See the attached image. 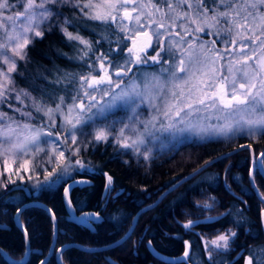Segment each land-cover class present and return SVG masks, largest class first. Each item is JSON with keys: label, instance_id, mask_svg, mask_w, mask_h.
Wrapping results in <instances>:
<instances>
[{"label": "snow or ice", "instance_id": "obj_1", "mask_svg": "<svg viewBox=\"0 0 264 264\" xmlns=\"http://www.w3.org/2000/svg\"><path fill=\"white\" fill-rule=\"evenodd\" d=\"M21 3L23 10L17 11L15 16H5L0 11V17H3L0 20V103L15 91L10 87L13 84L11 74L17 71L18 60L26 58V49L35 37H43L41 26L60 14L50 6L71 4L79 8L88 20L115 25L119 32L125 34L118 37L117 54L124 51L121 47L124 45L127 55L122 64L113 63L108 52L97 55L95 61L89 62V71L80 74L71 104H66L65 96L59 97L54 108L34 101L36 110L48 117L47 130L28 122L20 124L0 111V156L27 155L30 152L38 156L46 151L44 144H52V153L55 154L57 147L51 139L54 135L51 129L57 127V114L63 131L67 133L62 142L70 139L72 144H77L78 134H85L84 130L90 126L95 129L96 142H107L118 123L122 126L116 133V142L124 149L142 154L145 160L149 159L151 149L141 152V146L146 144V136L154 142L160 139L154 132L168 133L171 141H179L185 136L205 139L232 138L240 133L253 137L264 134V0H21ZM209 3L214 7L209 8ZM13 8L16 5L10 4L9 0H0V10ZM70 23L72 21L65 19V25ZM177 28L179 31H175ZM206 30L207 34L217 37L211 42L213 45L222 37H228L223 39L225 47L217 49L204 42L185 41L181 35ZM61 31L68 41H77L83 46L78 57L80 60L88 57L89 53L95 54L92 42L81 36L79 31L74 34L63 25ZM173 36L180 38L172 39ZM161 37L167 38L161 40ZM128 40L131 41L130 46L126 43ZM156 45H159V51L149 57L148 49ZM165 51L171 63L161 71L168 73L167 78L145 73L124 85L123 78L132 71L130 65L146 64L149 59L153 63H163L162 53ZM73 77L74 74H68L69 79ZM21 93L31 98L30 93L21 89L15 97L17 101L23 103ZM145 104L150 109V116L142 120L138 111ZM118 110L131 113L127 121L109 120ZM14 111L21 112L28 120L32 118L29 112ZM213 116L218 123L205 122ZM140 124L143 125L142 131L137 127ZM55 135L56 140H60L59 133ZM79 150L77 147L76 152ZM56 160L62 163L50 171L45 169L46 174L42 181L37 180L36 187L56 186L73 166L63 151H59ZM28 163L25 160L21 165L25 171L30 170ZM48 163H53L52 156H49ZM75 164L86 167L79 159ZM8 171L5 159V172ZM16 171L19 174L20 170ZM258 171H264V153L260 159H254L250 177ZM111 179L109 176V184ZM9 183L15 181L9 180ZM7 187V184H0V188ZM68 191L64 189L66 198ZM68 206L71 207L70 200ZM204 207L211 208V205L206 203ZM88 215L91 214L86 213L85 217ZM52 220H56L55 214ZM192 224L193 221H188L184 227L189 228ZM24 235L27 240V229ZM236 235L235 232L220 234L211 241V245L215 249L227 250L230 240ZM205 249L211 259L212 252L207 244ZM5 256L0 251V258ZM189 258V245L185 242L183 256L177 261ZM10 264H24V261H11ZM41 264L45 262L41 261ZM246 264H252V260L248 259ZM257 264H264V258L258 259Z\"/></svg>", "mask_w": 264, "mask_h": 264}, {"label": "trees", "instance_id": "obj_2", "mask_svg": "<svg viewBox=\"0 0 264 264\" xmlns=\"http://www.w3.org/2000/svg\"><path fill=\"white\" fill-rule=\"evenodd\" d=\"M208 7L212 8L214 5L209 3ZM56 10L60 14L57 18H52L51 30L49 28L44 30L43 37L36 38L27 47L26 58L18 61L17 71L11 74L13 84L10 86L15 89L11 94H17L21 89L30 93L31 98L23 96L22 93L21 95L25 101V109L31 113L37 111L34 101L54 108L59 102V97L65 96L66 104H71L72 97L76 95L80 74L89 71V62L95 61L96 56L100 53L108 52L109 59L113 63L119 64L124 62L127 55L124 45H121L124 51L117 54L118 37L122 38L124 34L119 32L115 25H103L97 21L88 20L85 16L77 14L70 5L62 6ZM65 19L72 21V23L64 25V27H67L68 31L74 34L79 31L81 36L90 40L94 45L93 52L95 54L89 53V56L83 60L78 58L83 46L77 41H68L64 36L60 26L63 25ZM105 35L107 39L104 38ZM126 43L128 45V41ZM68 74H74V77L69 79ZM3 106L5 109V105L2 104L1 110ZM242 144H249L253 149L254 156L257 157L264 149V134L254 140L241 139L223 146L213 142L202 146H182L170 159L153 167L149 180H143L139 173L130 170V168H125L123 162L113 158L114 155L109 154L106 150H95L85 160L82 158L86 165L96 170L95 175L92 173H71L64 181L52 188L31 191L29 199L22 191L11 192L7 187L0 192V224L7 226L0 229V250L4 251L10 261H19L24 258L27 245L29 252L24 264H39L49 252L54 233L53 222L47 210L39 205H29L19 212L18 222L23 231L27 229L29 233L27 240L24 232L14 223L15 212L31 200L40 202L51 209V213L55 214L56 217L53 252L45 264H57L55 253L58 248L65 244L73 245L62 249L59 253L61 264H164L150 254L147 249L148 240H151L156 251L173 256L182 252L183 238L184 240L188 239L192 251L196 252L198 249L199 254H201V245H199L196 236L191 232H187L188 235H185L181 227L177 223L175 224L174 218L184 221L187 218L186 214L188 216V212L194 210L193 201L209 192V194L218 196L219 200L221 199V205L215 206L218 212L234 208L230 214L223 215L213 223L197 226L202 233L210 230L221 231L224 228H234L237 233L233 242L235 248L231 249L229 253L222 254L223 263L231 261L235 257V262L231 264H246L248 259H253L252 252H256L260 248L263 250L261 258H264V249H262L264 241L258 223L259 212L263 204L258 200L249 184L248 175L251 160L247 150L240 151L228 158H222L212 164L211 169H209L210 172L218 174L217 179L216 177L212 178V181L216 179L215 184L198 189L193 188L192 192H186V196L180 203L174 202L172 206L174 210H172V207L167 203L172 199L170 197L180 191L184 184L177 187L165 197L156 209L141 215L142 224L140 228H135V232L119 246L96 252H86L79 248L103 247L119 240L128 228L131 215L139 206L155 200L156 196L166 187L194 171L203 163ZM104 173L112 178V185L114 186L109 195L120 191V188H123V192H120L113 203L108 201L106 207L111 205L112 208L104 209L103 221L94 226L93 232L68 220L62 204V188L64 182L69 179H86L89 184L77 187L71 192L72 206L77 213L100 210L108 194L105 193V198H102L105 186ZM236 176H238L237 179H235ZM169 177H173V180L165 185V179H169ZM253 181L260 196L264 198V177L258 172L254 175ZM225 183L229 185L233 194L226 192L223 187ZM140 184L147 187L143 193L137 192V187ZM116 186L119 189H115L118 188ZM237 197H241V201ZM108 209L119 210L124 218L117 223L112 222L108 218V214L111 212ZM238 211H241V217L238 219L232 217L236 216ZM144 227H146L145 235L142 233ZM164 231L177 233V236L166 237ZM182 233L184 234L182 235ZM140 235L142 238H139ZM186 236H192V238ZM204 262L207 264L206 261ZM0 264H10V262L5 258H0ZM252 264H257V261Z\"/></svg>", "mask_w": 264, "mask_h": 264}, {"label": "rangeland", "instance_id": "obj_3", "mask_svg": "<svg viewBox=\"0 0 264 264\" xmlns=\"http://www.w3.org/2000/svg\"><path fill=\"white\" fill-rule=\"evenodd\" d=\"M9 3L16 5V8L8 9V10H0V11L4 12L5 16H7V15L15 16L17 11L23 10L21 0H9ZM65 5L66 6L70 5L71 7H73L71 4H65ZM65 5H63V6H65ZM50 7H54V9H59L62 6H50ZM73 10L77 14L82 15L79 8L73 7ZM85 11H87V9H85ZM57 17L58 16H53L52 18L55 19ZM2 19H3V17H0V20H2ZM51 23H52V21L43 24L41 26L43 31L48 29L50 27ZM177 23H180V22L178 21ZM64 25L65 24L63 21V26ZM192 27L195 28L196 25H192ZM175 31H179V29L177 28ZM207 31L208 30H206V32H202V33L193 32L191 35H185L184 33H181V35H184L185 41L194 40L197 43L204 42L207 44L208 47H215L217 49H223L225 47V45L223 44V39H227L228 37H224L218 43L213 45L211 42L213 40H216L217 37L215 36V34H211V35L207 34ZM197 37H199V40L196 39ZM36 38H39V37H35L33 39V41ZM166 38L167 37H161V40H165ZM179 38H180L179 36H173L172 37V39H176V40H178ZM130 45H131V41L128 40V46H130ZM184 47H187V45L185 44ZM157 51H159V45H156L155 48H149L147 54L149 57L154 56V55H156ZM162 60L164 61L163 63H153L149 59L148 63H146V64L130 65V67L132 68V71L129 73V75L127 77L123 78L124 85L126 86L133 79H139L145 73L157 74V75L162 76V78H167L168 73L162 72L161 69L162 68H168L169 64L171 63L168 52L165 51L164 53H162ZM18 61H20V60H18ZM16 95L17 94L12 95L10 92L8 94L9 98L7 100H5L3 103H0V111L6 113L9 117H11L15 121H18L20 124L28 122V123L36 126V127H45V129L47 130L46 122L48 120V117H46L43 114V112L36 111V112L31 113L28 109H25V107H24L25 101L23 99V96L21 95L22 96L21 99L23 100V103H21L20 101H17L15 99ZM2 104L5 105V109L7 111L4 109V106H3V109L1 110ZM14 109H21L23 112L31 113V116H32L31 120H28V118L23 116L21 114V112L14 111ZM129 115H131L130 112L118 110L115 112V114L113 116L109 117V120L110 121H117V120L123 119L124 121H127ZM138 115H139V118L142 120H147L149 118L150 109L148 108V106L146 104L141 106V108L138 111ZM133 122H135V121H133ZM205 122L211 123V124L218 123V121L214 118V116L211 120H207ZM56 123H57V127L51 129L54 133V135L51 139L53 141H55V146L57 147V152L55 154L52 153V147H53L52 144H44L43 146L45 147L46 151L43 153H40L38 156L34 152H30L27 155L19 154L16 156L8 155L7 157L0 156V184H7L9 189H11L10 190L11 192L12 191H21V190L12 189L16 185H23L24 187H26L28 189V191L30 193H31V191L40 190L41 188L36 187L35 185H36L38 179L41 181L43 180L44 175L46 174L45 169L50 171L52 169V167H55V166H57V164L62 163L61 161L56 160V156H58L59 151H63L65 153V156L69 157L71 159V163L73 165L70 168V170L66 174H64L62 181H64L71 173H78V174H91L92 173L93 175H95L97 173L96 170L90 168L88 165L85 164V161H83L86 158H88V156H90L95 150H106L109 154L114 155L113 158L115 157L116 159L123 162L125 164V168H130V170L139 173L142 176L143 180H149L153 167L167 161L168 159H170L178 151V149L182 146H186V145L202 146V145L210 143V142L217 143V145L223 146V145H226L228 143H230V144L235 143L241 139L254 140L255 138H258L261 135V134H259V135H256L255 137H253V136L248 135L247 133H240V134L235 135L232 138L212 137V138H205V139H199L197 137L188 138L187 136H185V137H182L179 141H171V138L169 137L168 133L154 132V135L157 137H160V139L158 141L154 142L151 139V137L146 136L145 137L146 144L141 146V152H145V151H148L149 149H151L149 159L145 160L144 156L142 154L137 155L132 149H124L116 142L115 136H116V133L118 132L119 128L122 126L121 124L117 123L114 125L113 135L109 136V139L107 142H104V141L96 142L94 139L95 129L91 126L87 127L84 130L85 134H83V135L78 134L77 144L74 145V144H72L70 139H68L66 142H62L65 140L67 133H65L63 131V128L61 125V118H59L58 114H57ZM137 127L141 131L143 130L142 124L137 125ZM157 127H159V125H157ZM56 133H59L60 140H56V135H55ZM77 147H79V149H80L78 153L76 152ZM49 156H52V159H53L52 164L48 163ZM228 157H230V156L223 157V159L228 158ZM82 158H83V160H82ZM5 159H7L8 167L10 169V171H8V172H5ZM77 159L81 160L85 164L86 167L81 168L78 165H76L75 161ZM221 159H219V160H221ZM25 160H27L29 162L28 163V168L30 169L29 171H25L21 167V165L24 164ZM214 163H212V164H214ZM211 165H209L206 168H203L202 170L197 172L194 176H192L190 179H188L184 183H182L184 185L182 186L180 191L176 192L174 196L170 197L172 199L167 203V205L172 207L174 205L175 201L180 203L184 199V196H186L185 193L186 192H192L193 188L198 189V188H203L206 185H210V184L214 185L216 182V179L218 177L217 176L218 174L210 172L209 169H211L210 168ZM17 169L20 170L19 174H17V171H16ZM105 174H107V173H105ZM21 177L23 179H21ZM29 177H31V179H29ZM214 177H216V179H214V181H212V178H214ZM237 178H238V176L235 177V179H237ZM9 180L15 181V183H9ZM165 180H166L165 181V185H166L167 183H169L173 180V177H169V179L167 178ZM111 181H112V179H111ZM108 183H105V186H104L103 192H102V198H105V193H110L114 189V186L110 187ZM64 184H65V182H64ZM182 184H180V185H182ZM116 187H118V186H116ZM223 187L226 190V192H228L229 194H233L229 185H227L225 183ZM4 189L5 188H0V192ZM115 189H119V187L115 188ZM146 189H147V187L145 185L140 184L137 187V192L143 193V192H145ZM183 191H184L185 195L183 194ZM120 192H123V188H120V191H118V194ZM171 192H169L168 194H170ZM126 193L129 194V192H126ZM159 194H158V196H159ZM168 194H166L158 202H156V200L158 198V196H156L155 200L150 201L146 205L139 206L137 208L138 210L140 208L147 207V206H150V208L144 212H141L138 215H136V213L138 211L135 210L136 213L134 212V214L131 215V219L129 220V223H128V228L126 229L123 236L126 235L128 233V231L130 230V234H129V237H130V235L133 232H135L134 231L135 228H140V226L142 224V221L140 218L141 215L150 211V210L153 211L154 209H156V207H158V205L165 199V197ZM115 198H117V194H114V193H112V195L107 194L105 201L103 202V206L101 207V209L99 211V212L102 211V213H101L102 215L105 214L104 213L105 208L106 209L112 208L111 205H109V207H106L108 204V201L110 200L111 203H113ZM234 198H236V197H234ZM188 199L190 200L189 197H188ZM240 199H241V197H239L238 200H240ZM220 201H221V199L219 200L218 196L209 194V192H207L201 198L193 201L192 204H193L194 210L192 209V212H188V216L186 214L187 218H185L184 221H179L178 219L174 218L175 224L177 223L181 227V229L183 230L185 235H188V234H186L187 232H191V234L193 233L196 236V239L199 241V245H201V254H199L198 249H196V252H193L192 247L189 243V240L188 239L184 240V238H183V240H182L183 250L180 254H178V255L175 254L173 256L172 255H165V254L164 255L168 256V257H173V258L181 257L185 251V242H188L190 258L187 260H183V261L181 260L179 262H175L172 264H194L195 261H196L195 264H205L204 261H206L207 264H221L224 261L222 254L229 253V251H231V249L235 248L233 245V242H234L236 236L230 240L229 248L227 250L215 249L211 245V241L214 240L220 234H229L231 232L236 233L234 228H224L221 231H214V230L208 231L207 230L208 232H203V233L201 232V230L199 228H197V226H199L201 224L213 223L217 219L221 218L223 215L230 214L232 211H234V208H231L230 210L218 212L216 210V207L218 206V204L221 205ZM134 202H135V200L133 201V204H134ZM206 203L211 205V208H205L204 205ZM135 207H137V206L135 205ZM108 210L111 211L108 214V218H110L112 222L117 223L124 218L119 210H113V211L110 209H108ZM172 210H174V207H172ZM95 211H97V210H91V212H95ZM232 217H236V219H238L239 217H241V211H238L236 213V216L234 215ZM139 218H140V220H139V223L137 225ZM188 221H193V224L189 228H185L184 225L186 223H188ZM239 223H241V221H239ZM96 224H99V223L98 222H95V224L91 223V225L93 227L92 228L93 232H94V226ZM145 231H146V227H144V230L142 231V233L144 235H145ZM184 233H182V235ZM175 235L177 236V233L176 234L175 233H168V232L164 231V236H166V237H168V236L169 237L170 236L175 237ZM186 237L192 238V236H186ZM139 238H142V235H140ZM178 238H180L179 235H178ZM150 241L151 240L147 241V249H149L148 248L149 246H151L152 248L154 247V246H152V242H151V244L149 243ZM206 244L208 245V249H210L212 252V258L211 259H209L208 251H206V249H205ZM262 249H264V246H262ZM154 250H156L155 247H154ZM262 252H263V250H261V248L259 250H256V252L255 251L252 252V256H253L252 263L261 258ZM159 253H161V252H159ZM161 254H163V253H161ZM202 260H203V262H202ZM235 260H236V258L234 257L231 261L224 262L223 264H231L232 262H235ZM169 264H171V263H169Z\"/></svg>", "mask_w": 264, "mask_h": 264}, {"label": "water", "instance_id": "obj_4", "mask_svg": "<svg viewBox=\"0 0 264 264\" xmlns=\"http://www.w3.org/2000/svg\"><path fill=\"white\" fill-rule=\"evenodd\" d=\"M247 150L249 152V156H250V160H251V163H250V168H249V173L251 171L254 170V159H260L261 158V153H264V149L258 154L257 157L254 156V153H253V149L252 147L249 145V144H242V145H239L235 148H233L232 150L230 151H227L221 155H218L217 157L215 158H212L211 160L205 162L203 165H201L200 167H198L197 169H195L194 171L190 172L189 174H187L186 176L184 175L183 177H181L180 179H178L176 182H174L173 184H171L170 186H168L167 188H165L158 196L156 202L160 201L166 194H168L169 192L173 191L175 188H177L180 184L184 183L186 180L190 179L192 176H194L197 172H199L200 170H202L203 168H206L208 167L209 165H211L212 163L218 161L219 159L223 158V157H227V156H232L240 151H245ZM260 172V174L264 177V171H258ZM104 176H105V180L106 182L108 181V176L107 174L104 173ZM248 180H249V184H250V187L252 188L254 194L256 195V197L258 198V200L264 205V199L260 196L255 184H254V181H253V177H250V175H248ZM89 184V182H87L86 179L84 178H73V179H70L68 180L67 182H65V184L63 185V188H62V194H61V197H62V204L64 206V209L66 211V214H67V217H68V220L76 225H81L91 231L92 230V225L91 223H88L87 221H95V222H101L102 221V217L98 214V213H93L91 211H83L79 214H76V211L74 210V207L72 206V203H71V207L68 206V200H70V196H71V192L77 188V187H80V186H83V185H87ZM67 188L69 191H68V197L66 198L65 195H64V189ZM12 189H15V190H21L23 193H25V195L29 198L30 197V192L28 191V189L26 187H24L23 185H16L15 187H13ZM11 190V189H9ZM71 201V200H70ZM29 205H39V206H42L45 210H48V208L43 205L42 203L40 202H37V201H29V202H26L25 204H23L14 214L13 216V220H14V223L16 224V226H18L22 231H23V228L22 226L19 224L18 222V214L19 212L24 209L25 207L29 206ZM150 206H147V207H143V208H140L138 210V212L136 213V215L140 214L141 212H144L146 211L147 209H149ZM50 216H51V219H52V213L51 211H47ZM91 214V215H88L87 217H85V214ZM53 233H54V236H53V242H52V245H51V248L49 250V252L46 254V256L41 260V261H46L52 254V250H53V245H54V239H55V221H53ZM259 223H260V228H261V232H262V236H263V239H264V209L260 212V216H259ZM6 228L5 225L3 224H0V229H4ZM24 232V231H23ZM129 234H130V230L128 231V233L126 235H124L122 238H120L119 240L115 241L114 243H111L109 245H106V246H103V247H95V248H84V247H79L80 249H82L83 251H86V252H96V251H103V250H107V249H110V248H113V247H116L118 246L119 244H121L122 242H124L128 237H129ZM73 244H65L63 246H61L60 248H58V250L56 251L55 253V259H56V262L57 264H61L60 262V259H59V253L61 252L62 249L68 247V246H72ZM77 246V245H76ZM78 247V246H77ZM149 249V252L150 254L158 261L162 262L165 264H169V263H175V262H178L177 261V258H173V257H168V256H165L164 254H161L159 253L158 251L154 250V248H152L151 246L148 247ZM2 251V250H0ZM4 252V251H3ZM28 252H29V249H28V246L26 245V252H25V255H24V258H23V261L25 262L26 261V258L28 256ZM183 256V254H182ZM181 256V257H182ZM8 262H11L10 259L5 256L4 257ZM163 258V259H162ZM181 261V260H180ZM183 261V260H182ZM41 264V262L39 263Z\"/></svg>", "mask_w": 264, "mask_h": 264}, {"label": "flooded vegetation", "instance_id": "obj_5", "mask_svg": "<svg viewBox=\"0 0 264 264\" xmlns=\"http://www.w3.org/2000/svg\"><path fill=\"white\" fill-rule=\"evenodd\" d=\"M228 151H230V150H228ZM225 152H227V151H225ZM225 152H223V153H225ZM223 153H222V154H223ZM219 155H220V154H219ZM107 176H108V175H107ZM108 182H109V180H108L107 182H106V180H105V183H108ZM108 184H109V183H108ZM109 186H110V187L113 186V185H112V181H111V183L109 184ZM169 186H170V185H169ZM166 188H167V187H166ZM110 191H111V190H110ZM110 191H109V192H110ZM112 191H113V190H112ZM108 194H109V193H108ZM114 194H117V196H118L120 193L118 194V192H114ZM30 196H31V194H30ZM26 197H27V196H26ZM27 198H28V197H27ZM29 198H30V197H29ZM29 198H28V199H29ZM237 198L239 199V197H237ZM241 199H242V198H241ZM241 199H240V200H241ZM30 201H31V200H30ZM28 202H29V201H28ZM102 206H103V205H102ZM263 209H264V205H263V207L261 208L260 212H261ZM74 210H75V209H74ZM99 211H100V210H97V211H95V212H93V213H98L102 218H104L103 215L101 214L102 211H101V212H99ZM136 211H138V209H137ZM136 211H135V213H136ZM260 212H259V216H260ZM80 213H81V212H80ZM76 214H79V213L76 212ZM259 216H258V223H259ZM102 221H103V219H102ZM102 221H101V222H102ZM101 222H99V223H101ZM91 223H92V224H95V221H91ZM259 227H260V223H259ZM260 231H261V228H260ZM261 235H262V232H261ZM122 237H123V236H122ZM122 237H121V238H122ZM262 239H263V236H262ZM263 241H264V239H263ZM111 264H114V263H111Z\"/></svg>", "mask_w": 264, "mask_h": 264}, {"label": "bare ground", "instance_id": "obj_6", "mask_svg": "<svg viewBox=\"0 0 264 264\" xmlns=\"http://www.w3.org/2000/svg\"><path fill=\"white\" fill-rule=\"evenodd\" d=\"M54 246V245H53ZM50 250V249H49ZM52 252H53V250H52Z\"/></svg>", "mask_w": 264, "mask_h": 264}]
</instances>
